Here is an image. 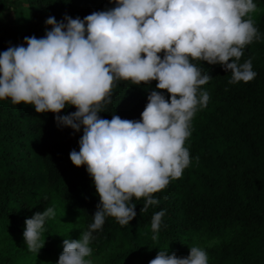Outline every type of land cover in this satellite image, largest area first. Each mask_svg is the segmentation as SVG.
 Here are the masks:
<instances>
[{"label":"clouds","instance_id":"9594fccd","mask_svg":"<svg viewBox=\"0 0 264 264\" xmlns=\"http://www.w3.org/2000/svg\"><path fill=\"white\" fill-rule=\"evenodd\" d=\"M116 6L83 19L65 16L46 35L24 37L26 47L0 52V99L33 105L37 113H55L58 126L83 135L72 163L86 166L100 202L94 222L79 239H64L56 264H93V233L106 217L121 226L136 216L133 198H143L141 213L156 205L153 195L190 166L185 141L195 114L210 99L201 86L211 79L193 61L220 64L231 73L230 84L251 82L252 60L240 63L244 48L260 39L254 0H114ZM66 21V22H65ZM144 54V55H142ZM150 84L141 119L102 118L119 81ZM170 94V99L164 92ZM67 106L76 111L60 115ZM165 211L151 219L153 240L159 237ZM54 207L26 219L23 236L29 251L45 246L42 234ZM149 264H209L206 249L191 246L186 257L159 250Z\"/></svg>","mask_w":264,"mask_h":264},{"label":"trees","instance_id":"16d2710c","mask_svg":"<svg viewBox=\"0 0 264 264\" xmlns=\"http://www.w3.org/2000/svg\"><path fill=\"white\" fill-rule=\"evenodd\" d=\"M26 1L27 30L7 37L0 29V52L26 47V36L44 37L51 29L45 23L50 16L58 22L66 15L83 19L116 6L114 0ZM254 3L260 39L244 48L240 63L251 59L256 77L230 84L231 73L220 64L193 61L211 79L201 86L209 93L208 105L195 114L185 141L190 166L153 194L159 203L147 212L140 211L145 200L133 198L137 216L128 225L106 217L102 229L93 233L92 256L114 247L109 264H149L159 250L186 257L191 246L203 244L209 264H264V0ZM9 5V0H0V15ZM156 84L119 81L99 115L141 119ZM76 110L67 106L60 115ZM55 116L0 99V264H56L64 239H77L76 220L84 230L94 222L100 202L95 184L87 167L70 159L73 149L79 151L83 128L77 132L58 126ZM48 207L55 208L56 216L46 221L41 237L45 246L39 253L29 251L25 221ZM162 210L159 237L153 240L151 219Z\"/></svg>","mask_w":264,"mask_h":264},{"label":"rangeland","instance_id":"374dc122","mask_svg":"<svg viewBox=\"0 0 264 264\" xmlns=\"http://www.w3.org/2000/svg\"><path fill=\"white\" fill-rule=\"evenodd\" d=\"M9 3V8L2 15H0V29L1 32L7 37L20 34L27 30L26 11L28 10L29 5L27 4L26 0H9ZM75 226L77 227V230H79L77 235V239H79L81 235L80 231H84V227H82L79 220H76ZM199 246H202L206 249V246L203 244H200ZM114 251L115 248L111 247L107 249L102 255L91 256L90 259L93 261V264H109L107 263V256L112 254Z\"/></svg>","mask_w":264,"mask_h":264}]
</instances>
